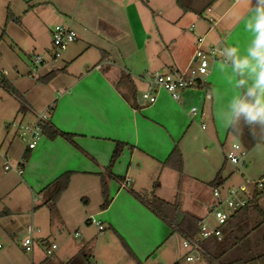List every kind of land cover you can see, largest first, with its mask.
Here are the masks:
<instances>
[{
  "label": "crops",
  "instance_id": "obj_1",
  "mask_svg": "<svg viewBox=\"0 0 264 264\" xmlns=\"http://www.w3.org/2000/svg\"><path fill=\"white\" fill-rule=\"evenodd\" d=\"M252 4L255 0H215L200 16L190 12L193 30L189 27L188 35L173 30L184 15L174 0H0V9L20 21V31L13 33L16 42L31 43L47 53L54 26L77 34L59 59L36 69L37 82L30 79L14 87V79L0 71L13 90L0 84V264H39L47 258L43 244L55 243L50 240L53 230L79 232L73 237L90 243L92 264H146L154 258L160 261L156 264H173L182 257L185 261L182 245L183 256L169 246L175 234L133 194L148 198L157 183L158 198L180 213L204 219V207L196 215L187 209V201L200 196L205 206L211 195L207 183L219 170L225 180L221 188L263 177L264 143L247 151L239 167L224 159L236 141L223 120L233 88L230 70L220 67L222 61L210 62L202 82L206 87L186 89L177 101L151 86L147 74L192 67L197 37L203 38V48L236 44L243 50L251 38L244 22ZM122 75L130 78L134 97ZM145 92L155 97L153 103L140 99ZM23 103L36 112L49 108L51 126L73 140L43 135L33 150H25L9 126L12 118H32ZM117 142L124 147L110 166ZM175 146L182 157L180 173L163 165ZM64 173H70L69 184L56 203L57 214L50 217L39 192ZM124 179L130 180L127 188L117 183ZM102 180L110 197L104 210L98 198ZM90 216L102 223V232L87 222ZM28 224L38 226L33 233L38 243L30 253L21 247ZM67 244L65 239L57 245L54 261H67Z\"/></svg>",
  "mask_w": 264,
  "mask_h": 264
},
{
  "label": "trees",
  "instance_id": "obj_2",
  "mask_svg": "<svg viewBox=\"0 0 264 264\" xmlns=\"http://www.w3.org/2000/svg\"><path fill=\"white\" fill-rule=\"evenodd\" d=\"M215 0H174L175 4L183 13L194 12L202 15L203 12L213 4ZM6 21H12L19 24L20 21L11 12L7 11ZM4 36L2 32L0 39ZM122 83L134 92L133 84L127 75L121 76ZM0 84L13 91L10 84L0 78ZM197 87H206V84L200 83ZM135 94H133V97ZM138 108L136 105H133ZM23 109L21 105V110ZM43 135L49 139L61 136L66 140L72 141L71 135L60 132L52 126H45L42 129ZM227 134L241 147L247 151L254 146L264 143V125H248L243 119L238 124L228 127ZM124 144L115 143L109 165L112 166L120 156ZM23 160H26L24 156ZM163 165L168 166L179 173L182 170V157L175 146ZM70 173H64L45 186L40 192L42 204L48 208L50 217L57 214L56 203L61 193L69 184ZM225 180L221 177L219 170L214 179L207 183V186L213 190L221 188ZM157 183L153 184V189L148 198L134 193V197L144 204L157 218L164 222L171 229V234L179 236L182 240L193 238L198 232V222L200 221L194 215L183 212V219L177 224V217L180 213L177 207L170 204L154 194ZM102 203L100 210H104L110 204V197L107 185L104 180L101 181ZM221 237L210 238L200 242V255L206 264H264V185L260 189H254L247 205L235 212L229 220L220 227ZM92 247L90 243L81 246L78 252L67 261H54L52 258H45L39 264H92ZM173 264H181L179 261Z\"/></svg>",
  "mask_w": 264,
  "mask_h": 264
},
{
  "label": "built area",
  "instance_id": "obj_3",
  "mask_svg": "<svg viewBox=\"0 0 264 264\" xmlns=\"http://www.w3.org/2000/svg\"><path fill=\"white\" fill-rule=\"evenodd\" d=\"M207 12H209V9ZM208 21L210 24L213 23L211 19H208ZM190 28L193 30V26ZM76 40L77 34L71 28L62 25L54 26L50 34V47L47 51V56L36 55L33 57V59H31L32 69L35 70L39 66L46 65L59 59L67 47ZM202 45L203 38L197 37L196 48L192 59V67L185 71L171 70L166 72L156 71L148 73V83L157 89L166 91L173 100H179L182 91L189 88H195L198 84L204 81V78L208 75L210 69V62L222 61V57L217 54L220 46L208 45L203 48ZM30 72L32 73V71ZM140 99L142 101H148L149 103L155 101V97L149 92L140 94ZM22 105L32 115V121L23 122L22 120H18L13 122L10 127L15 128L18 139L24 143L25 150L31 151L36 147L37 142L43 136L42 129L45 126H51L50 109L48 108L45 111L36 112L32 108H29L24 104ZM191 112L194 114L196 108H192ZM246 156L247 150L243 149L237 142H233L230 148L224 153V159L234 167L241 166L244 163ZM22 164L23 160L19 162L16 168L18 174H21L22 172ZM8 167V165H5V169ZM249 182L250 181L245 180L239 185H231L226 188L211 190L210 198L204 206L206 218L201 219L198 222V232L196 236L182 240V247L187 252L185 256L186 262H192L194 258L198 256L201 250V241L210 238L220 239V227L223 226L235 212L247 205L248 200L251 198L254 191L248 193L246 185L249 184ZM117 183L121 188H127L130 180H119ZM263 185L264 178L253 182L254 189H260ZM87 222L96 226L99 232L103 231L102 223L96 218L91 217ZM34 231L36 230L29 228V236L22 241L21 247L25 252H32ZM75 236H79V234L75 233ZM39 243L42 244L41 241ZM43 245L45 256L51 258L54 251L57 249V246L53 243Z\"/></svg>",
  "mask_w": 264,
  "mask_h": 264
},
{
  "label": "clouds",
  "instance_id": "obj_4",
  "mask_svg": "<svg viewBox=\"0 0 264 264\" xmlns=\"http://www.w3.org/2000/svg\"><path fill=\"white\" fill-rule=\"evenodd\" d=\"M251 34L243 50L236 44L218 49L223 58L221 69L230 70L228 77L233 93L223 111L226 126L241 119L252 126L264 125V0H255L244 22ZM213 94L217 95L213 89Z\"/></svg>",
  "mask_w": 264,
  "mask_h": 264
},
{
  "label": "rangeland",
  "instance_id": "obj_5",
  "mask_svg": "<svg viewBox=\"0 0 264 264\" xmlns=\"http://www.w3.org/2000/svg\"><path fill=\"white\" fill-rule=\"evenodd\" d=\"M142 1L146 2V0H142ZM151 2L153 3V2H155V0H151ZM6 14H7L6 10L0 9V36H1L2 32H4V36L2 37V39H0V71H3V70L5 71L4 77H7V78L12 77L14 79V81L12 82V83H14V85H13L14 87H15V85L18 86L20 84L21 85L26 84V82H28L27 80H30V79H33L34 82H37L39 75H38V71L36 69H38L40 66L37 67L35 70H33L32 65L30 63V69H29V60L33 59V57H35L36 55L47 56V53H41V51L35 49V46L31 43L16 42V40L14 38L15 36L13 35V33L20 31V28L15 22L6 21ZM191 16H193V14H190V12L184 13V15L181 16L182 20L180 21L179 24L176 25V27H173V30L176 29L178 32H186V34L189 35L190 33H189L188 29L190 27L189 21H190ZM16 44H18L22 48L21 51L17 50ZM14 64L16 65L15 68L13 67ZM30 71H32V73ZM42 88H44V87H42ZM35 93H37V92H35ZM39 98L42 99L41 97H38V99ZM24 105H26V104H24ZM32 109H34V108H32ZM38 112H42V111L38 110ZM32 119L33 118H31L30 115H27L24 118L23 122H29ZM18 120H20V116H18L16 119L12 118L11 121L9 122V126L13 122H16ZM14 133H15V128H11V132H10L11 136H13ZM16 138L18 139V137H16ZM18 141H19V139H18ZM20 143H21V141H20ZM256 167H258V166H256ZM251 169L255 170V168H252V167H251ZM263 173H262V175H263ZM237 175H239V172H236V176ZM261 178H264V175H263V177H259L255 180L257 181ZM233 185H239V184H233ZM246 188H247L248 193L252 192L254 190L253 181L249 182V184L246 185ZM98 196H99L98 198L100 201L99 203L101 204V202H102L101 195H98ZM194 200H195L194 202H192L190 200L187 201V205H188L187 209L191 208L194 211V213L196 215H198L204 207V200L200 196H197ZM91 217L95 218L94 216H90L89 218H91ZM210 221H212V220H210ZM29 228L36 230V229H38V226H37V224H33V225L28 224V226L25 229V235L23 236L22 239H24V237L29 236V232H28ZM53 232H55V233L50 238V240L55 241L54 244L56 246L57 245L59 246L65 239L68 240V244L65 248V252L68 254L67 260L72 258L78 252V250L81 248V246L83 245L82 242L78 241L77 239H75L73 237V235L75 234V230H71V231H69V233L64 231L63 234H61L60 232L56 233V231H54V230H53ZM80 233H81V230H80ZM35 238H37V237L35 236ZM35 243H38V241L37 242L34 241V244ZM181 245H182V239L177 235H175L169 243V246H171L173 249H175V252H177V254L179 256H183L185 254V251L182 249ZM63 246L64 245L62 244V247ZM35 248L37 249L38 247L35 246ZM37 250H39V249H37ZM41 255H42V253H41ZM56 257L57 258L60 257L58 253L56 254ZM58 259L62 260L63 258H58ZM154 259H156V260H154L153 262L151 260H149V261H147L146 264H152V263L156 264V263L160 262L157 258H154ZM180 263L186 264L184 261V257L181 258ZM161 264H167V263L164 261H161ZM190 264H206V263L203 260V258L200 255H198L196 258H194V260Z\"/></svg>",
  "mask_w": 264,
  "mask_h": 264
},
{
  "label": "water",
  "instance_id": "obj_6",
  "mask_svg": "<svg viewBox=\"0 0 264 264\" xmlns=\"http://www.w3.org/2000/svg\"><path fill=\"white\" fill-rule=\"evenodd\" d=\"M140 97V96H139ZM183 219V214L179 213L178 217H177V224H179L181 222V220Z\"/></svg>",
  "mask_w": 264,
  "mask_h": 264
}]
</instances>
